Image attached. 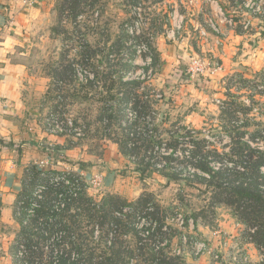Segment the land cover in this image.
<instances>
[{
  "label": "rangeland",
  "instance_id": "374dc122",
  "mask_svg": "<svg viewBox=\"0 0 264 264\" xmlns=\"http://www.w3.org/2000/svg\"><path fill=\"white\" fill-rule=\"evenodd\" d=\"M222 5L227 26L243 37L235 45L241 48L221 59L196 47L167 68L156 39L191 7L184 0H0V50L33 77L34 119L48 132L54 113L72 159L92 171L55 160L45 173L30 167L15 201L18 226L0 242V264H19L24 243L42 245L49 261L46 245L69 233L101 248L102 221L122 209L123 244L134 252L140 244L130 223L153 221L166 231L157 247L183 249L184 261L188 254L216 264H264V242L248 234L264 221L246 227L234 208L213 206L212 172L160 158L164 150L184 157L182 147L200 142L198 158L212 169V159L216 168L227 164L239 143L264 150V0ZM72 198L65 215L49 210Z\"/></svg>",
  "mask_w": 264,
  "mask_h": 264
},
{
  "label": "crops",
  "instance_id": "0c3cea01",
  "mask_svg": "<svg viewBox=\"0 0 264 264\" xmlns=\"http://www.w3.org/2000/svg\"><path fill=\"white\" fill-rule=\"evenodd\" d=\"M184 1L191 7H186L184 13H177L179 19H183V28L176 31L171 26L157 36L155 49L158 51L160 63L163 62L168 68L173 61L190 56L189 51L196 47L213 51L214 55L221 59L229 55L230 51L241 48L235 45L239 44L243 37L234 27L227 26L226 14L222 8L223 0ZM210 2L212 4H209ZM207 7L210 9L207 10ZM2 24L3 19L0 21V29ZM32 82H34L33 77L29 75L26 65L11 61L0 50V242L2 243L10 238L8 236L12 235L18 226L15 201L23 189L25 174L30 167L40 168L41 172L44 171L41 169L43 166L48 167L52 165L49 162L55 160L57 167L63 164L75 171H81V174L92 172L85 170L83 167L86 166L83 163L79 165L75 159H72L73 153L67 148L64 136L49 134L44 128L42 129L41 123L34 119L35 112L30 111L28 104L34 90ZM17 144L23 147V151L17 150L15 146ZM185 260L186 264H216L208 259L207 255L196 258L187 254Z\"/></svg>",
  "mask_w": 264,
  "mask_h": 264
},
{
  "label": "trees",
  "instance_id": "16d2710c",
  "mask_svg": "<svg viewBox=\"0 0 264 264\" xmlns=\"http://www.w3.org/2000/svg\"><path fill=\"white\" fill-rule=\"evenodd\" d=\"M150 144L151 148H154L153 141ZM194 144L195 146L192 149L190 147L181 148L182 154L188 152V154L183 155L184 157L181 156L182 158L179 155L174 156L172 153L166 154V150L162 153L163 155H160V158L177 163H185L200 171L212 172L210 174L212 180L207 182L213 187L214 198H211L213 199V206L217 202V204H226L234 208L238 218L246 227L256 226L255 223L264 221V171L262 170L264 166V150L253 149L246 143H239L234 146L232 154L234 157H231L227 164L216 168L214 167L216 166L214 158V160L212 159L214 166L211 169L207 161L198 158V155L202 153L199 148L200 142L199 144ZM219 154L217 149L216 155L220 156ZM73 201L74 198L70 199L64 208L58 207L60 203L55 204L54 208L50 207L49 210L52 211L53 215H65L70 212L69 209H72ZM121 211L123 209L116 212L117 215H111V218L106 223L102 221L103 235L101 243L99 241L101 248L92 245L91 239H87L85 235L83 237L78 235L77 241V239L73 240L70 236L72 233H69L64 238L55 239L53 237L51 246L46 245L50 252L49 261L42 257V255H46L44 252L45 248L42 245L38 246L35 243L33 245L34 248H32L29 244L24 243V260L27 262L26 264H140L136 256L141 262H144L142 264H186L184 256H182L183 249H180L181 253H178V249L174 247H171L169 252L166 249L157 247L155 243L157 235L166 232L165 229H162V223L160 226L153 221L148 225L139 226L134 224L132 226L130 223L129 226H131L136 239H139L137 244L140 245L137 247V252L127 248L128 246L126 247L123 244L124 239L122 238L125 232L121 231V225L119 226L121 224L119 221L123 219L121 218L123 214ZM154 216L157 219L156 214ZM24 229L27 232V226ZM89 233L91 234L92 231ZM248 234L256 244L259 243L257 240L264 242V229L257 227V231L254 233L248 232Z\"/></svg>",
  "mask_w": 264,
  "mask_h": 264
},
{
  "label": "built area",
  "instance_id": "2783aa9c",
  "mask_svg": "<svg viewBox=\"0 0 264 264\" xmlns=\"http://www.w3.org/2000/svg\"><path fill=\"white\" fill-rule=\"evenodd\" d=\"M189 1L192 2L193 0H189ZM139 24H140V22L137 21L135 26H133V27L134 28H138ZM172 27H173V30H176V31L181 30L183 28V19H181V18L180 19L179 18L175 19ZM72 121L71 120L69 121L70 125H72V123H73ZM47 122H48V129L47 130H48L49 133H52L54 135H58V134H61V133H63L65 131V129H64L62 123L60 122L59 118L56 115H54V113L51 112L50 114H48ZM42 173H45V171H42ZM64 177L65 176H63V178ZM63 180H65V179H63ZM57 182L59 183L60 180H58ZM75 194H77V193H75ZM21 206L22 205H20V207ZM30 209H29V211H30ZM31 212H32V210H31ZM181 225H183V224H181ZM177 252L181 253V250L178 249ZM24 256H25L24 247H20L19 250H18V253H17V257L19 258L18 259L19 260V264H26L27 263L24 260Z\"/></svg>",
  "mask_w": 264,
  "mask_h": 264
}]
</instances>
